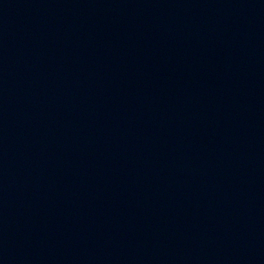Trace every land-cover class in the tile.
I'll use <instances>...</instances> for the list:
<instances>
[{"label": "water", "instance_id": "1", "mask_svg": "<svg viewBox=\"0 0 264 264\" xmlns=\"http://www.w3.org/2000/svg\"><path fill=\"white\" fill-rule=\"evenodd\" d=\"M0 264H264V0H0Z\"/></svg>", "mask_w": 264, "mask_h": 264}]
</instances>
